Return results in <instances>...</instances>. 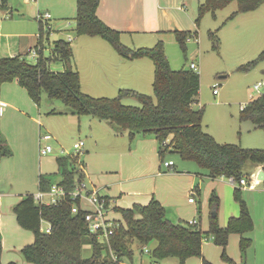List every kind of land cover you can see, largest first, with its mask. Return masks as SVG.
Returning a JSON list of instances; mask_svg holds the SVG:
<instances>
[{"label": "rangeland", "instance_id": "374dc122", "mask_svg": "<svg viewBox=\"0 0 264 264\" xmlns=\"http://www.w3.org/2000/svg\"><path fill=\"white\" fill-rule=\"evenodd\" d=\"M202 1L161 0L157 3V10L169 12L172 18L185 27L183 30L196 32V36L188 39L186 52L177 41L174 31L123 34L121 41L128 47L140 48L154 47L162 40L166 57L174 70L190 68V63L194 61L201 76L199 101L194 107L204 108L205 130L219 142L264 149V130L240 119L245 105L264 92V60L248 71L240 70L241 66L257 59L264 50V5L255 12L240 13L234 19H229L238 9V2L233 1L220 9L216 17L205 14L198 25L196 19ZM45 13L51 15L49 19H43L45 56H51L54 42L63 39L70 42L72 47V67L76 70L79 68L84 78L91 77V64H95L94 72L98 66L108 71L111 82L89 88L92 83L86 82L85 78L83 92L94 97L115 98L122 89H131L155 98V62L148 57L134 62L122 57V62L128 66L135 65L141 71L139 78L125 80L122 76L125 67L118 61L121 55L107 40L100 36L78 34L76 0H8L5 8L0 7V56L22 55L30 63H36L34 51L40 31L39 19ZM211 31L220 40L218 50L213 49ZM63 67L61 61L54 60L51 63L54 71L63 70ZM259 82H263V85L257 90L254 86ZM9 84L17 86L21 96L14 100L18 111H7L0 116L1 140H6L13 152L12 156L0 161L1 264L10 261L35 264L27 261L22 254V248L33 242L34 234L18 224L15 205L27 191L32 194L39 192L40 174H53L54 180L58 181L60 176L55 174L58 172L57 158L77 154L74 144L80 140L86 145L80 154L73 156L78 176L83 172V160L101 196L111 195L118 200L120 207L127 208L136 201L149 203L154 194L157 199L161 196L167 203L166 214L171 221L186 225L192 220L196 221L204 234L202 255L188 258L185 264H204V259L211 264H227L224 253L239 263L264 264V181L254 188L245 186L242 190V197L254 222V229L246 233L252 238L251 245L243 254L240 248L241 235L233 232L224 248L216 244L209 233L213 211L210 199L213 194L218 197L217 223L220 227L226 226L233 213L236 212V216L240 213V204L234 198V187L239 182L234 184L225 176L212 179L207 176V169L195 161L182 158L171 149L165 152L161 160L159 143L154 137L137 136L134 141H130L129 132L122 131L121 127L110 121L90 115L52 114V109L64 112L69 108L60 99L50 98L46 92H43L38 105L17 81ZM121 101L126 105H142L133 95L125 96ZM40 129L42 133H52L57 139L43 142V145L53 147V151L47 155L40 154ZM169 161H173L174 166L166 168L163 164ZM260 170L251 163L245 166L244 172L250 174V177H245L248 183L259 180ZM159 171L163 172L162 175L156 176ZM81 182L91 187L90 179H85V175ZM190 198L193 199L192 203ZM81 204L83 207L88 205L85 200ZM109 216L111 220L123 222L119 211H113ZM48 227L49 223L43 221L42 229ZM143 247L138 240H133V258H122L123 263L180 264L176 257H165L156 262L151 251H142ZM150 247L152 244L148 246L149 250Z\"/></svg>", "mask_w": 264, "mask_h": 264}, {"label": "trees", "instance_id": "16d2710c", "mask_svg": "<svg viewBox=\"0 0 264 264\" xmlns=\"http://www.w3.org/2000/svg\"><path fill=\"white\" fill-rule=\"evenodd\" d=\"M233 1L238 2V9L229 19H234L240 13L258 9L264 0H206L199 4L196 23L207 13L213 17L217 11L225 8ZM8 0H0V7L5 8ZM77 32L79 35L100 36L107 40L115 50L126 59L148 57L155 62L154 95H147L131 89H122L118 97H94L83 92L78 70L72 67V47L70 42L60 39L54 42L51 56L43 54L44 26L41 19L38 41L35 49L39 50L36 63H30L25 56H0V92L4 83L17 81L25 88L30 98L40 104L43 92L50 98L60 99L69 109L61 113L74 115H92L107 120L129 132L130 141L137 136H154L159 143V154L163 159L165 152L170 150L179 153L186 160L195 161L208 170L212 179L218 177L234 178L239 185L234 188V198L240 204V214L230 217L224 227L217 223L219 200L213 194L210 202L212 214L209 233L215 243L226 247L229 235L233 232L241 235L240 248L243 254L252 243L246 233L254 229V222L248 205L242 197L243 186L240 180L250 177L244 172L248 163L264 168V149L247 148L237 143H221L203 126L204 108L196 109L200 92V73L191 68L174 70L165 54L162 40L154 47L131 48L121 41V32L106 24L97 14L100 0H76ZM184 52L189 38L196 32L174 31ZM213 49L218 50L220 40L216 33L210 32ZM61 61L65 69L54 71L51 63ZM264 60V50L257 59L240 67L248 71ZM133 95L142 103L141 106L124 104L121 99ZM241 121H249L255 128L264 130V92L249 101L240 113ZM172 136L169 143L166 141ZM13 155L6 140L0 139V157ZM72 155V156H71ZM63 155L57 158L58 181L53 174H40L39 190L49 191L53 184L58 183L67 191H73L81 182L84 173L78 176L74 155ZM108 199L107 196H105ZM109 202V200H108ZM80 204V199L71 195L58 204H41L35 201L34 194L22 196L15 205L14 211L18 224L29 229L34 234V241L22 248L24 258L35 264H124L122 258L132 259L133 240H138L142 246L153 242L151 254L157 260L165 257H176L180 264L187 259L202 255L203 231L197 224H182L171 221L166 214V207L155 197L147 204H135L131 208H117L123 222L118 221L109 241L92 233L85 220V211L72 212V205ZM51 226L50 232L42 230V222ZM107 242V243H106ZM92 247L90 257L83 256L84 245ZM105 244H108L107 246ZM112 251V255L110 254ZM2 254V236L0 231V264ZM227 264L239 263L224 253ZM122 259V260H121ZM204 264H211L203 260ZM7 264H18L10 261Z\"/></svg>", "mask_w": 264, "mask_h": 264}, {"label": "crops", "instance_id": "0c3cea01", "mask_svg": "<svg viewBox=\"0 0 264 264\" xmlns=\"http://www.w3.org/2000/svg\"><path fill=\"white\" fill-rule=\"evenodd\" d=\"M159 1H161V0H100V4H99L98 9H97V14L110 27H112L116 30H119L121 32V38H122L123 34H132L133 35V34H139V33H153V32L161 33V32H166V31H175V30L185 31V30H183L185 27L183 25H181L177 21V19L175 20L174 18H172L171 15L169 14V12H166V11L159 12L157 10V3ZM165 1H168V0H165ZM205 1L206 0H203L202 2H200V4L204 3ZM263 5H261L258 9H260ZM258 9L251 11V12H255ZM188 31L192 32V30H188ZM37 41H38V39H37ZM120 57L121 58L118 61L121 65H123V67H125V70L122 71V76H124V79L127 80V79L139 78L141 76V74H140L141 71L137 70L135 68L136 67L135 65L134 66H128L127 64H125V62H122V60H121L122 56H120ZM139 59H143V58H139ZM139 59L131 60V59L125 58V60L131 61V62L137 61ZM90 64H91V62H90ZM77 66H78V64H77ZM94 67H95V64H91V67L89 70L91 77H89V78L85 77L86 82H88L89 84L92 83V85H89V88H92V87L97 88L100 85L105 86V85H107V81L111 82V78L108 75V71L106 70L105 67L98 66V67H96L95 72H94ZM130 68H133V69H130ZM62 69L64 70L65 66ZM77 69L79 70V68H77ZM63 70H60V71H63ZM119 72H121V71H119ZM79 73H80V78H81V87L83 89L85 78L83 77L80 70H79ZM92 73H95V74L93 75ZM120 75L121 74L119 73V76ZM116 81L117 80H114V82H116ZM9 83H13V82L4 83L1 87L0 116L4 115L5 112H7V111L8 112L11 111L12 113H14V111H18V107L16 106L14 100H17L18 96H21V90L19 88H17V86L11 85ZM15 85H17V84H15ZM50 112L52 114H56V113H59L62 111H57V110L52 109ZM90 116H92V115H90ZM93 117H95V116H93ZM32 118H33V116H32ZM95 118H98V117H95ZM33 120H36V119L34 118ZM122 131L126 132V130H122ZM41 133L42 132L40 129L39 130V136ZM122 135H124L123 132H122ZM146 137H154V136H145V137L143 136L142 138H146ZM171 138H172V136H170V139H168L167 141H170ZM0 139H1V137H0ZM53 139L57 140L55 138V136L53 137ZM154 139H155L156 143H158V140L155 137H154ZM221 143H224V142H221ZM85 145H86V143H85ZM126 150H127V148H126ZM130 151H131V149H129V152ZM87 152L89 153V150H87ZM141 152H142V150H141ZM4 158H7V157H0V161H2V159H4ZM160 158H161V156H160ZM161 160H162V158H161ZM81 161H82L81 166H82L83 173L85 175V179H88V178L90 179V183H91L90 189H96L97 185L95 183H93V181H92L93 180L92 179V173H90V171L85 169L86 162H84L83 160H81ZM165 167L170 168L167 166H165ZM262 167L263 166H257L256 168L258 170H260ZM161 172L162 171L157 172L156 176L162 175L163 172L162 173ZM96 190H98V189H96ZM123 192L124 191L122 188V193ZM26 194H31V193H29V191H27L24 195H26ZM105 196H107L108 199L110 200L109 202L111 203V208H112V209L109 208L108 216L111 214V212L115 211V209H114L115 207L124 208V207H120L118 205V200H116L113 196L108 195V194H106ZM153 197H155L154 194L151 195V198L149 199V201ZM158 200L166 207L167 203H165L164 199L161 196H158ZM189 201H190V199H189ZM135 204H143V203H140V202L138 203L136 201V203H134L133 206ZM86 207H88V206L86 205ZM127 208H131V207H127ZM235 214H236V212L233 213L232 217H235L236 216ZM116 222H118V221H116ZM156 245H157V243L154 242V243H152V247H150V248L152 249ZM89 250H91L90 253H88ZM143 250H144V247H143L142 251ZM82 253H83L84 257L92 256L93 250H92L91 245H89V244L84 245ZM149 264H152V262H150Z\"/></svg>", "mask_w": 264, "mask_h": 264}, {"label": "built area", "instance_id": "2783aa9c", "mask_svg": "<svg viewBox=\"0 0 264 264\" xmlns=\"http://www.w3.org/2000/svg\"><path fill=\"white\" fill-rule=\"evenodd\" d=\"M51 15L49 13L41 14L40 19L43 22V19H49ZM39 50L36 49L34 51V56L38 57ZM190 68L197 71L198 65L192 61L190 63ZM263 85V82H259L254 87L255 89H259ZM53 135L50 132H45L40 134V154L47 155L53 151V147L49 144L43 145V142H48L53 139ZM85 145L83 140H80L74 144V148L78 155L81 153L82 147ZM164 165L167 167H171L174 165L173 161L164 162ZM231 182L234 184L236 183L234 178H230ZM256 180V179H255ZM259 180L254 183V180L248 183L246 178H242L240 180V184L245 187L248 186L249 188H254L256 185L259 184ZM72 196L74 199L79 198L80 204L74 203L72 205V212L78 213L80 210L85 211L84 220L89 228V230L94 233L98 234L99 238L104 241H109V237L114 233L116 228V221L111 220L108 216V211L110 204L108 199L105 196H101L96 189H90L87 185L83 182H79L73 191H67L63 186L55 183L52 185L49 191L39 190L38 193L34 194L35 201L41 204H58L61 203L66 199L67 196ZM85 200L87 202L88 207H83L82 202ZM190 201L193 202V199L190 198ZM189 224H197L195 220L189 222ZM45 232L51 231V226ZM146 252H150L148 247H145Z\"/></svg>", "mask_w": 264, "mask_h": 264}, {"label": "water", "instance_id": "95a60500", "mask_svg": "<svg viewBox=\"0 0 264 264\" xmlns=\"http://www.w3.org/2000/svg\"><path fill=\"white\" fill-rule=\"evenodd\" d=\"M258 179L264 181V169H261L258 173Z\"/></svg>", "mask_w": 264, "mask_h": 264}]
</instances>
